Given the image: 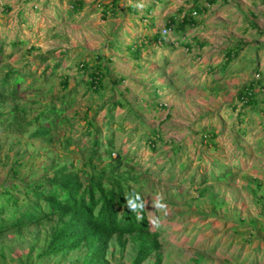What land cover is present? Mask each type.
<instances>
[{"label":"rangeland","instance_id":"374dc122","mask_svg":"<svg viewBox=\"0 0 264 264\" xmlns=\"http://www.w3.org/2000/svg\"><path fill=\"white\" fill-rule=\"evenodd\" d=\"M77 2L82 6L75 9ZM111 3L0 0V82L11 69L31 73L16 102L0 108V188L12 184L17 159L25 184L52 174L60 161L83 167L93 149L88 121L104 136L112 121L117 149L143 178L162 264H264V114L255 112L263 103L243 108L237 97L254 81L264 99V0H119L105 12ZM194 5L204 9L194 16L196 26L184 34L167 28ZM155 34L162 42L152 39ZM237 47L241 52L228 62L227 53ZM98 57L106 69L104 88L96 92L86 81ZM63 78H69L67 90ZM64 96L68 120L53 143L30 141L24 132L35 126L27 121L52 101L61 108L57 99ZM119 101L123 105L111 109ZM16 104L27 113L22 128L9 113ZM152 131L159 135L154 147ZM66 138L76 143L70 150L61 145ZM224 172L229 178L216 180ZM47 229L32 226L0 239V264H44L50 257L41 259L39 251ZM114 243L111 264H131L134 245L121 251Z\"/></svg>","mask_w":264,"mask_h":264},{"label":"trees","instance_id":"16d2710c","mask_svg":"<svg viewBox=\"0 0 264 264\" xmlns=\"http://www.w3.org/2000/svg\"><path fill=\"white\" fill-rule=\"evenodd\" d=\"M111 2L105 8L107 13L114 11L111 7H117L119 4V0H111ZM207 2L213 5L217 0H207ZM80 6H82L81 2H77L75 9ZM151 10L148 8V11ZM203 10L198 5H194L181 22L175 18L171 19L167 28L175 27L184 34L190 27L197 25L194 16L202 13ZM152 39L158 43L162 42L163 37L155 34ZM129 48L134 54H139L141 50L133 45ZM241 49L237 47L228 52L227 61L233 60ZM3 57L4 53L0 47V61ZM98 59V63L91 68L92 72H88L89 78L86 81L96 92L104 88L103 69H106L101 57ZM82 68L88 70L87 64L82 65ZM30 76L31 73L8 70L5 78L0 82V108L8 101L16 102L19 87ZM117 82L120 80H115L114 84L116 85ZM61 83L64 90L70 86L69 78L61 79ZM73 92L75 91L71 90L70 94ZM258 96L254 81L246 85L237 95L238 102L244 104L243 108L245 105L257 107L262 101L263 107L255 109V112L264 114V99ZM63 98L57 99L62 100L61 108H57L52 101L46 104L47 107L43 112L27 121L26 126H35L33 130L24 132L28 134L30 141L39 138L41 142L49 145L53 143L54 134L68 120L63 115L69 102H65V96ZM238 102L234 106L235 110L239 108ZM120 105H123L121 101L114 102L111 109ZM9 113L13 115L16 128L25 125L27 113L23 106L16 104ZM16 113L22 115L20 123L17 122ZM1 114L0 112V120L3 118ZM242 114L240 122L246 123V115ZM109 117L112 115H107V118ZM113 125L114 122L108 121V133L104 136L101 128H98L94 121H88L87 132L92 136L93 149L88 163L81 168L75 167L74 163L68 160L60 161L50 167V170L53 169L52 174L32 184H25L17 169L22 163L17 159L11 169L12 184L0 188V237L31 226L48 225L49 229L44 232L46 235L40 256H61L72 249L86 246L90 255L84 258L83 264H110L105 259L106 251L110 241L117 237L122 249L129 240L137 247L138 251L132 264H142L153 254H155V264H161L163 255L160 252V233L150 229L146 199L142 190L143 178L129 165V159L117 149L114 135L112 136ZM242 133L246 131L243 130ZM151 134L155 137L149 141V144L154 147L159 135L155 131ZM209 134L216 137L213 132ZM74 144L76 143L71 138L61 141L64 149L68 150ZM180 151L181 148H178L177 154ZM114 154H117V157ZM95 160L99 162L96 163ZM230 175V172H224L216 180L224 181Z\"/></svg>","mask_w":264,"mask_h":264},{"label":"clouds","instance_id":"9594fccd","mask_svg":"<svg viewBox=\"0 0 264 264\" xmlns=\"http://www.w3.org/2000/svg\"><path fill=\"white\" fill-rule=\"evenodd\" d=\"M164 30V29H163ZM167 30V29H166ZM165 35H167V34H165ZM164 35V36H165ZM114 156H115V154H114ZM115 157H117V154H116V156ZM157 207L158 208H166V205L165 204H163V205H157ZM140 217H138V219H139ZM32 227V226H31ZM33 227H39V226H33ZM24 230V229H23ZM152 231V230H151ZM157 232V231H156ZM9 233H12V232H9ZM9 233H7V234H9ZM7 234H5L4 236H1L0 237V239H2V238H4V237H6V235ZM45 240V239H44ZM86 242V241H85ZM113 242H115L114 244H115V246H119V248L121 249V251H126V249L128 248V246H129V244L131 243V240H129V242L126 244V246H125V248L124 249H122V247L120 246V244H121V242H120V240H118L117 239V237H114L111 241H110V243H109V246H108V249H107V251H106V256H105V259L111 264V258L109 257V254H110V250L112 249V247H113ZM132 244V243H131ZM133 245V244H132ZM42 245H41V249H40V251H39V254L41 253V250H42ZM135 247V252L136 251H138V249H137V247L136 246H134ZM161 249H162V246H161ZM160 252L162 253V251L160 250ZM90 255V251H89V249H88V247H86V246H82V247H80V248H78V249H72L70 252H68V253H65V255H61V256H56V257H50V256H40L39 255V257L42 259V258H48V257H50L49 259H47V260H43L44 261V264H49V263H47L49 260H53V259H55V258H62V259H65L66 261H67V259H71V261L69 262V264H83V260H84V258L85 257H87V256H89ZM162 255H163V253H162ZM136 256V255H135ZM135 256H134V258H135ZM155 254H153L152 256H150L147 260H150L153 264H155ZM134 258H133V260H134ZM163 259H164V256H163ZM146 260V261H147ZM42 261V260H41ZM146 261H144V262H146ZM143 262V263H144ZM163 262V261H162ZM132 263H133V261H132ZM131 263V264H132ZM142 263V264H143ZM162 264V263H161Z\"/></svg>","mask_w":264,"mask_h":264},{"label":"built area","instance_id":"2783aa9c","mask_svg":"<svg viewBox=\"0 0 264 264\" xmlns=\"http://www.w3.org/2000/svg\"><path fill=\"white\" fill-rule=\"evenodd\" d=\"M164 34H168V30L164 29L163 30Z\"/></svg>","mask_w":264,"mask_h":264}]
</instances>
